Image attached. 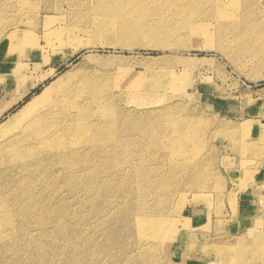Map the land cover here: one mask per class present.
<instances>
[{
	"label": "rangeland",
	"instance_id": "374dc122",
	"mask_svg": "<svg viewBox=\"0 0 264 264\" xmlns=\"http://www.w3.org/2000/svg\"><path fill=\"white\" fill-rule=\"evenodd\" d=\"M221 3L237 32L211 0H0V264H264V0Z\"/></svg>",
	"mask_w": 264,
	"mask_h": 264
},
{
	"label": "bare ground",
	"instance_id": "6f19581e",
	"mask_svg": "<svg viewBox=\"0 0 264 264\" xmlns=\"http://www.w3.org/2000/svg\"><path fill=\"white\" fill-rule=\"evenodd\" d=\"M212 1V7L210 8V10H209V12L207 13V15L208 14H212V13H215L216 15H217V18H220V20L218 21V23H216V27L217 28H223V30L225 29L224 27H233V26H235V28L233 29V31L235 30L236 31V25H237V21L236 20H231L230 19V17L231 16H229V15H226V14H224V10L222 9V7H223V5H222V3H221V0H211ZM209 3H210V1H208ZM225 2V1H224ZM204 3V2H203ZM228 3H230V2H228L227 1V4ZM208 4V3H207ZM198 5V4H197ZM200 5V4H199ZM210 6V5H209ZM191 7H192V5H191ZM206 7V6H205ZM197 8V7H196ZM205 13V12H204ZM206 14V13H205ZM205 17V16H204ZM202 18V17H201ZM206 18V17H205ZM211 19V18H210ZM213 19V18H212ZM231 21V23H229V22H226V21ZM210 21V20H209ZM201 22V21H200ZM193 24V23H192ZM194 26V25H193ZM199 28H201V27H199ZM202 29V28H201ZM222 30V31H223ZM225 31V30H224ZM226 31H227V29H226ZM228 31H229V29H228ZM227 31V32H228ZM240 31V30H239ZM237 32V31H236ZM209 33V32H208ZM221 33H223V32H221ZM205 34H207V31H206V33ZM220 36H223V35H220ZM20 69V68H19ZM18 70V69H17ZM19 72V71H18ZM20 73V72H19ZM17 74V73H16ZM51 91H52V85L50 86V87H48V88H46L39 96H37L36 98H34V100H32L31 102H29L27 105H25L23 108H22V110L21 111H19V113L18 114H16L14 117H13V119L12 120H10V121H8V122H6V124H5V131L6 130H9V128L10 127H12V125H13V123L14 122H16L17 120H18V118H20L23 114H25L26 112H28V111H31V110H33L34 109V111L36 110V112L39 110V108H42L43 107V104L49 99V97H50V93H51ZM7 109V108H6ZM44 111V110H43ZM52 112V111H51ZM75 112V111H74ZM50 113V112H49ZM39 114V113H38ZM37 114V115H38ZM46 114V113H45ZM56 114H58V113H56ZM63 115V114H62ZM44 116V115H43ZM57 116V115H56ZM48 117V116H47ZM46 117V118H47ZM50 117V116H49ZM58 117V116H57ZM63 117V116H62ZM39 118V117H38ZM37 118V119H38ZM56 118V117H55ZM54 117H53V119H55ZM35 120V119H34ZM33 120V121H34ZM39 120V119H38ZM61 120V119H60ZM64 120V119H63ZM30 121V120H29ZM43 121H44V119H43ZM53 121V120H52ZM32 122V121H31ZM41 122H42V118H41ZM56 123V122H55ZM58 123V122H57ZM60 123V122H59ZM63 123V122H62ZM75 123V122H74ZM27 124V123H26ZM31 124V123H30ZM29 124V125H30ZM46 124V123H45ZM40 125V124H39ZM38 125V126H39ZM58 125V124H57ZM69 125V124H68ZM36 126V125H35ZM56 126V125H55ZM22 127V126H21ZM37 127V126H36ZM62 127V126H61ZM70 127V126H69ZM3 128V127H2ZM23 128V127H22ZM27 128V127H26ZM26 128H24V129H26ZM46 128H48V127H46ZM28 129V128H27ZM55 129V128H54ZM53 129V130H54ZM63 129V128H62ZM61 129V130H62ZM65 129V128H64ZM69 129V128H68ZM32 130V129H31ZM70 130V129H69ZM28 131V130H27ZM43 131H45V129L43 130ZM46 131H47V129H46ZM45 131V132H46ZM49 131V130H48ZM23 132V131H22ZM54 132V131H53ZM40 133H43L44 134V132H40ZM48 133V132H47ZM47 133H45V135L47 134ZM52 133V132H51ZM5 135V134H4ZM42 135V134H41ZM48 135V134H47ZM50 136H52V135H50ZM56 137V136H55ZM48 138H50V137H48ZM45 142H46V140H45ZM49 142V141H48ZM50 143H51V141H50ZM16 144V143H15ZM45 144V143H44ZM48 144V143H47ZM54 144V143H53ZM51 145V144H50ZM32 149V148H31ZM31 149H30V151H31ZM33 150V149H32ZM140 174V173H139ZM143 212V214L145 213L143 210H141V209H139V214H138V227H139V229H140V231H141V233L142 232H146V230L147 229H155V230H157V231H159V220L161 221V223H162V220L163 219H161V217H157V218H155V217H140V215H141V213ZM145 214H147V213H145ZM264 241V240H263ZM230 251V250H229Z\"/></svg>",
	"mask_w": 264,
	"mask_h": 264
},
{
	"label": "crops",
	"instance_id": "0c3cea01",
	"mask_svg": "<svg viewBox=\"0 0 264 264\" xmlns=\"http://www.w3.org/2000/svg\"><path fill=\"white\" fill-rule=\"evenodd\" d=\"M9 109H11V106L10 107H7V109H5L3 112L8 111ZM0 114H2V113H0ZM253 135L255 136L254 147L259 150V153L258 154H261L263 156V159H264V140H263L262 143H259L260 136H262L263 139H264V132L262 134L261 131L260 132L259 131H256L255 133H253ZM249 145L252 146V143H250ZM257 157H259V155H257Z\"/></svg>",
	"mask_w": 264,
	"mask_h": 264
}]
</instances>
